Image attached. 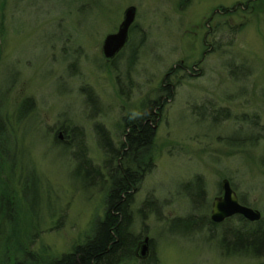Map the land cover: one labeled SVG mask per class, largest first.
Returning a JSON list of instances; mask_svg holds the SVG:
<instances>
[{
	"label": "rangeland",
	"instance_id": "1",
	"mask_svg": "<svg viewBox=\"0 0 264 264\" xmlns=\"http://www.w3.org/2000/svg\"><path fill=\"white\" fill-rule=\"evenodd\" d=\"M127 6L135 8L127 44L106 61L102 39L116 30ZM228 64L248 71L236 79ZM6 83L0 114L17 162L9 154L0 160L15 196L13 227L0 218L8 234L0 239V264L4 251L20 257L21 247L38 260L32 256L30 263L44 264L90 236L110 184L96 124L116 150L126 133L124 117L138 115L166 85L173 91L146 149L151 163L130 192L136 245L147 237L154 264H264V257L222 256L219 237L209 235L202 218L226 179L239 202L259 212L248 222L264 225V0H186L183 6L179 0H0V85ZM88 92L98 109L84 103ZM25 97L33 101L32 119L18 123L12 114ZM77 149L99 168L101 184L73 173ZM12 162L13 174L6 168ZM25 175L27 197L35 191L41 198L33 224L26 222L19 187ZM148 201L151 206L142 205ZM193 213L198 222L191 226L203 223L198 231L176 220ZM136 248L118 264H145Z\"/></svg>",
	"mask_w": 264,
	"mask_h": 264
},
{
	"label": "trees",
	"instance_id": "2",
	"mask_svg": "<svg viewBox=\"0 0 264 264\" xmlns=\"http://www.w3.org/2000/svg\"><path fill=\"white\" fill-rule=\"evenodd\" d=\"M184 3H186V0H179V4L181 6H183ZM234 9L235 7L230 9L224 8L223 13L229 14ZM132 27L133 25H130L128 33L131 32ZM139 42H142V39H140ZM134 48L131 50V52L132 54H137V50ZM229 65L230 64H228V66ZM241 70L244 71L245 74L248 71V68L244 67L243 64L231 66L230 74L234 78L239 79L235 75ZM8 86L9 84L7 83L3 86L0 85V93H4ZM159 90V94L156 95L157 98L150 100L151 103H148L145 107L147 111L144 108V110H142L138 115L124 117L122 126L125 128L126 133L124 134V137L120 141L119 147L116 148V150L111 148V142L107 132L101 126L96 124L95 132L97 134V144L107 155V159L105 162H103L105 164L103 167L105 168L110 183L105 196V208L103 216L101 219L95 220V222L92 224L90 236H85L82 242L71 246L68 251L48 260L44 264H118L132 256V254L134 255L133 249L136 246V242L134 241L135 237L129 232V227L131 225L129 206L131 204L132 196L130 192L137 188V183L141 180L144 171L143 166L146 169V167H148L151 163L150 157L146 158V149L149 147L152 141L154 135V125L156 124V120H158V115L160 114L164 103L166 100H168V98H170L173 91V89L168 87V85H166V87L163 86L162 88H159ZM88 93L89 94H87L84 99V103L88 105V108L95 107V110L98 109L96 100L95 102H92V97H90L91 94L90 92ZM33 108L34 106L32 99L25 97L15 105L12 115L15 117L16 122L18 123L26 119L31 120L32 118H30V115H32ZM253 123H255V120ZM6 124L7 119L2 114H0V160H6L7 154L13 156L15 159V152L17 151L15 144H12V141L9 140L10 131L6 127ZM69 131L71 135H77L79 137L77 132L78 130H76L74 127H72ZM53 140L58 141V134L54 136ZM72 143L75 145V141ZM80 146L82 147V145ZM9 149H11L10 152ZM72 154L74 156L73 158L75 159L73 173L76 175L82 173H84L86 176L89 174L93 175L95 179L98 178V182L101 184V174L99 168L90 164V160L86 158L84 151L77 149L76 152L72 151ZM114 158L116 160L114 161V164L110 166V161ZM144 159H146V161H144ZM121 167L126 169H122ZM6 168L9 169L10 173H14L15 167L13 162L10 167ZM31 169L32 170H30L29 175L33 174L34 169L32 167ZM131 169L133 170L131 171ZM2 174L4 177L1 176ZM20 175H22L21 172ZM0 176L5 178L3 186H0V218H4L5 224L8 222V225L10 226L11 224L13 227L14 222L12 221L13 215L15 213L13 203L15 196L10 194L8 191V189L10 190V186L7 184L11 179L10 176H5L1 167ZM30 177L35 179L33 176ZM25 178L26 175L24 176V180L19 187L21 198L23 200L22 202H24L23 204L25 205L24 213L27 216L26 222H31L33 224V220L36 219L35 216H33L35 213L32 208H36L38 206L39 200L41 198L39 192L35 191L30 192V198L27 197V181ZM199 179L200 178L197 177L198 181H196L199 187L198 193L203 200L204 192L203 189H201V185L199 186ZM188 196L190 201L194 199V196L192 197L190 194ZM202 204L203 201L201 202V205ZM142 205L151 206L152 203L149 204L148 201ZM196 207L197 208H192L193 212L198 209V204ZM202 218L205 220L207 231L210 233L209 235H211L213 238L219 237L215 245L216 248L221 252L222 256L228 257L233 255L239 257L248 255L255 258L264 257V225L255 224V226H252L251 223H249L240 215H232L219 223H214L209 220V218ZM176 220L184 224L182 225L184 229H186V226L187 230L191 228L189 231H198L203 226V223L196 228L191 226L193 223L198 222L195 214H190L183 219L177 218ZM233 221L235 222V225H231ZM214 226H216L215 231L212 230V227L214 228ZM29 228L27 231H29ZM7 235L8 234L3 235L2 228V230H0V239H6ZM18 251L21 253L20 257L18 254L7 257V252L4 251L5 258L4 260H1V264L2 262L3 264H26L28 261V264H35V262L30 263L31 260H34V258L36 259L35 256L25 252L23 247L19 248ZM148 256L147 258L143 259L145 264L148 263L149 258L152 259V255H150V257ZM150 263L154 264V262L152 263V260Z\"/></svg>",
	"mask_w": 264,
	"mask_h": 264
},
{
	"label": "water",
	"instance_id": "3",
	"mask_svg": "<svg viewBox=\"0 0 264 264\" xmlns=\"http://www.w3.org/2000/svg\"><path fill=\"white\" fill-rule=\"evenodd\" d=\"M135 8L133 6H127L123 12L121 20L112 33H107L101 42L100 53L104 59L111 58L115 53H117L127 40V30L134 19ZM220 188L222 190L221 195L214 197L209 211V219L212 222H220L226 217L234 214H238L247 220H257L259 218V212L253 210L248 206L240 204L237 201L235 192L230 188L228 181L222 179L220 182ZM147 237L145 236L140 244L136 248L135 255L138 257H144L146 253Z\"/></svg>",
	"mask_w": 264,
	"mask_h": 264
},
{
	"label": "flooded vegetation",
	"instance_id": "4",
	"mask_svg": "<svg viewBox=\"0 0 264 264\" xmlns=\"http://www.w3.org/2000/svg\"><path fill=\"white\" fill-rule=\"evenodd\" d=\"M124 47H122L121 48V50L123 49ZM120 51V50H119ZM119 51L116 53V54H114L110 59H108L107 61H111L114 57H116L118 54H119ZM231 188V187H230ZM232 189V188H231ZM220 190V189H219ZM221 195V191H219V194L218 195H216V196H220ZM237 197V196H236ZM237 201L239 202V200H238V198H237ZM240 203V202H239ZM241 204V203H240ZM209 211H210V209H209ZM234 215H238V214H234ZM232 216V215H231ZM208 218H209V214H208ZM227 218V217H226ZM225 218V219H226ZM229 218V217H228ZM225 219H223V220H225ZM210 220V219H209ZM222 220V221H223ZM245 220H247V219H245ZM248 221V220H247ZM221 222V221H220ZM257 222V221H256ZM214 223H219V222H214ZM140 244L138 243V245H136L135 247H138Z\"/></svg>",
	"mask_w": 264,
	"mask_h": 264
},
{
	"label": "bare ground",
	"instance_id": "5",
	"mask_svg": "<svg viewBox=\"0 0 264 264\" xmlns=\"http://www.w3.org/2000/svg\"><path fill=\"white\" fill-rule=\"evenodd\" d=\"M147 252H148V250H147ZM147 252L145 253V257L148 256V255H147Z\"/></svg>",
	"mask_w": 264,
	"mask_h": 264
}]
</instances>
